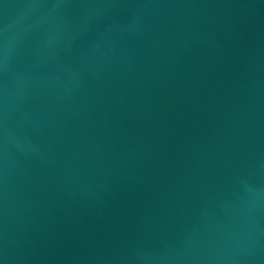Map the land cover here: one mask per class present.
Returning <instances> with one entry per match:
<instances>
[{
	"label": "water",
	"instance_id": "1",
	"mask_svg": "<svg viewBox=\"0 0 264 264\" xmlns=\"http://www.w3.org/2000/svg\"><path fill=\"white\" fill-rule=\"evenodd\" d=\"M0 264H264V0H0Z\"/></svg>",
	"mask_w": 264,
	"mask_h": 264
}]
</instances>
